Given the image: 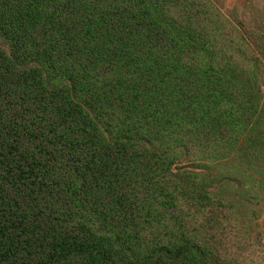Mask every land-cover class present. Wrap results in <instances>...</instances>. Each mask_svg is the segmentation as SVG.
Here are the masks:
<instances>
[{
	"label": "trees",
	"instance_id": "16d2710c",
	"mask_svg": "<svg viewBox=\"0 0 264 264\" xmlns=\"http://www.w3.org/2000/svg\"><path fill=\"white\" fill-rule=\"evenodd\" d=\"M231 29L210 0H0V264H243L264 64Z\"/></svg>",
	"mask_w": 264,
	"mask_h": 264
},
{
	"label": "rangeland",
	"instance_id": "374dc122",
	"mask_svg": "<svg viewBox=\"0 0 264 264\" xmlns=\"http://www.w3.org/2000/svg\"><path fill=\"white\" fill-rule=\"evenodd\" d=\"M231 23L233 29L230 38L237 36L245 46L247 54L257 56L261 65L264 64V0H210ZM235 40V39H234ZM0 48L9 52L8 45L0 37ZM255 63V62H254ZM260 63V62H259ZM224 188L225 194H241V186L234 185ZM234 185V187H233ZM250 194H248L249 196ZM253 198V197H252ZM251 202L259 207L264 205V195H259V203ZM248 210V212H247ZM252 211V207L241 210L242 215ZM255 223L245 230L237 250L238 259L243 264H264V214L257 213Z\"/></svg>",
	"mask_w": 264,
	"mask_h": 264
}]
</instances>
